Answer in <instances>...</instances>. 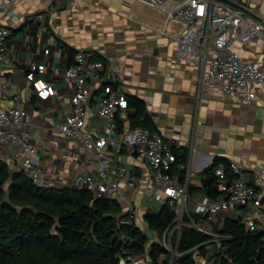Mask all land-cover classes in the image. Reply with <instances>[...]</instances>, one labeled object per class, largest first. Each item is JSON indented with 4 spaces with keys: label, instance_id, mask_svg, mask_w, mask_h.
<instances>
[{
    "label": "crops",
    "instance_id": "0c3cea01",
    "mask_svg": "<svg viewBox=\"0 0 264 264\" xmlns=\"http://www.w3.org/2000/svg\"><path fill=\"white\" fill-rule=\"evenodd\" d=\"M240 1L257 7L258 11L246 12V16L253 22H261L262 29L257 37L245 42L235 38L241 30L235 29L230 34V46L243 58L262 65L264 0ZM173 6L172 0L164 5H152L149 0H13L11 8L18 17L16 23H11L0 9V23L12 29L8 48L15 60L11 67L0 64V86L9 78L12 84L8 92L20 94L18 104L27 111V116L24 123L13 130L27 131L37 146L44 186H73V176L96 174L99 167L98 160L82 143L58 130L71 111L70 97L74 91V83L66 78L65 69L79 49L93 51L92 59L104 63L102 78L115 81L119 90L145 102L150 130L173 139L178 148L186 152L185 173L190 175L188 186L191 187L190 190L188 187L186 206L197 220L200 219L192 212L193 205L200 195L208 194L205 184L212 181L218 195L214 174L207 173L213 166L210 162L213 158L219 159L222 153H226L249 170L264 171V87L248 103L240 102L233 93H224L219 86L199 87L207 65L198 64L192 55L177 58L174 37L183 30L184 24L169 15ZM45 48L49 49L48 53H44ZM32 61L46 64L42 76L52 81L57 90V94L47 100L37 99L25 79ZM96 97L95 91L87 104V126L102 131L105 121L96 116ZM0 102L9 104L4 99ZM130 112L131 109L126 108L117 115V123L122 120L123 130L116 135L135 129L129 127ZM13 150L11 145L0 144V160L17 170ZM106 155L109 177L121 163L128 167L125 177L119 180L121 185L131 174L139 178L133 192L134 222L142 230L147 226L144 215L157 211L155 203H158L151 198L147 165L135 160L124 146L110 147ZM242 175L249 177L250 171H244ZM124 190L122 186L114 199L126 211L121 194L128 195V192ZM165 202L161 201L160 207ZM174 204L175 209L178 208L179 203ZM257 210L258 229L264 230V202ZM253 211V207H247L218 213L202 219L201 223L207 229L220 231L226 217ZM184 217L188 220L187 216ZM162 239L163 235L161 243ZM144 256L139 258L142 264H150L148 257Z\"/></svg>",
    "mask_w": 264,
    "mask_h": 264
},
{
    "label": "built area",
    "instance_id": "2783aa9c",
    "mask_svg": "<svg viewBox=\"0 0 264 264\" xmlns=\"http://www.w3.org/2000/svg\"><path fill=\"white\" fill-rule=\"evenodd\" d=\"M167 1L171 0H149V3L164 5ZM172 1L174 6L169 15L175 16L184 24L183 30L174 37L177 58L184 59L192 55L195 62L207 65L200 77L199 87L219 86L224 93L235 94L240 102H250L264 87V64L257 65L233 50L230 46V34L240 28V32L235 35L239 41L245 42L257 37L261 33V22H253L246 16V12L258 11L257 7L240 0H231L232 3L219 0ZM12 2L13 0H0V9L11 23H16L18 17L11 8ZM11 35V27L0 23V64L6 67L15 64L8 48ZM48 51V48L44 49V53ZM93 54L91 50H77L72 63L65 69L66 78L74 83V91L70 97L71 111L59 124L58 130L82 143L99 162L96 174L75 175L71 179V185L87 189L95 196L107 198H115L123 186L124 192H128V195L121 194L126 203L125 212L128 217L121 222L134 221L133 192L139 184V178L131 174L121 185L119 180L128 171V167L121 163L116 165L112 177L108 174L106 151L110 147L118 149L124 146L135 160L147 165L153 201H169L174 209V203H179L175 209L176 223L165 230L161 243L169 252L171 262L179 254L177 242L183 224L209 235L211 238L206 243L208 248L211 242L219 247L224 235L218 230L205 228L201 223L202 219H209L218 213L253 207L254 211L246 216L245 223L249 230L258 229L260 226L256 209L264 202V171L249 170L239 160L222 153L218 158L227 162L229 172H226L224 162L220 161L216 165L213 174L218 195H200L194 201L192 211L200 220L194 218L186 206L190 175L185 173V164L177 162V143L160 132L145 127H137L116 135L117 115L127 108V94L113 85L115 81L102 78L105 65L101 60L92 59ZM45 72L46 64L38 61H32L25 72V79L39 100H47L57 94L54 83L42 76ZM11 84L12 81L6 78L0 86V100L9 102L8 105L0 102V144L13 146L15 164L37 185H44L41 154L37 146L31 141L27 131L13 130L24 123L27 111L18 104L21 100L20 94L8 92ZM95 91L96 116L105 121L102 131L87 126V104ZM216 158L210 161L211 164ZM174 168L184 171L183 181L174 175ZM244 171H250V176H243ZM184 216L188 217L186 222H183ZM139 258L128 259L120 256L118 264H142L143 261ZM194 262L210 263L201 255H196Z\"/></svg>",
    "mask_w": 264,
    "mask_h": 264
},
{
    "label": "trees",
    "instance_id": "16d2710c",
    "mask_svg": "<svg viewBox=\"0 0 264 264\" xmlns=\"http://www.w3.org/2000/svg\"><path fill=\"white\" fill-rule=\"evenodd\" d=\"M127 102L129 127L148 128L145 102L128 94ZM117 124L116 132H121L122 120ZM175 154L177 162L184 163L186 152L178 148ZM220 161L229 172L225 160L215 159L207 173L213 174ZM173 172L183 181V171L174 168ZM205 187L211 197L216 196L212 181ZM250 214L224 219L219 247L211 242L208 248L209 235L183 224L179 254L171 264H196V255L206 257L209 264H264V230H249L245 218ZM127 217L117 199L74 186L37 185L23 169H12L0 160V264H118L120 256L144 255L150 264H169L170 254L161 236L175 224L172 205L166 201L159 210L144 215L158 240L149 239L134 221L122 223Z\"/></svg>",
    "mask_w": 264,
    "mask_h": 264
},
{
    "label": "rangeland",
    "instance_id": "374dc122",
    "mask_svg": "<svg viewBox=\"0 0 264 264\" xmlns=\"http://www.w3.org/2000/svg\"><path fill=\"white\" fill-rule=\"evenodd\" d=\"M155 207H156L155 210H158L160 208V204L159 203H155ZM142 230L149 237V239L154 240L156 234H154L152 229H150L149 227H147L145 225L144 229H142ZM156 236H157L156 238L158 240L159 237H158V235H156ZM145 256H147V255H145ZM145 256H144V258H145ZM133 259H136V258H133ZM147 264H149V263H147Z\"/></svg>",
    "mask_w": 264,
    "mask_h": 264
},
{
    "label": "water",
    "instance_id": "95a60500",
    "mask_svg": "<svg viewBox=\"0 0 264 264\" xmlns=\"http://www.w3.org/2000/svg\"><path fill=\"white\" fill-rule=\"evenodd\" d=\"M219 1L227 2V3H232L231 0H219Z\"/></svg>",
    "mask_w": 264,
    "mask_h": 264
}]
</instances>
